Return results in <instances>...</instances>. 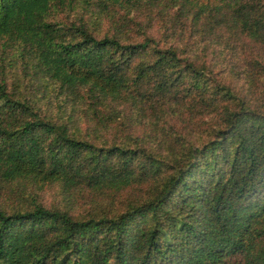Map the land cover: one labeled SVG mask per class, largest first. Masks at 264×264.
Listing matches in <instances>:
<instances>
[{"label":"trees","instance_id":"obj_1","mask_svg":"<svg viewBox=\"0 0 264 264\" xmlns=\"http://www.w3.org/2000/svg\"><path fill=\"white\" fill-rule=\"evenodd\" d=\"M83 1L144 0H0V42L21 45L24 70L46 80L32 95L0 77V179L98 194L157 182L112 213L75 214L34 193L0 204V264H264V0H147L192 15L205 39L165 46L50 19ZM226 46L240 49L237 63L225 64ZM50 82L64 94L58 108L83 88L95 111L107 99L159 100L211 120L173 156L139 138L99 142L74 131L71 114L45 109Z\"/></svg>","mask_w":264,"mask_h":264},{"label":"rangeland","instance_id":"obj_2","mask_svg":"<svg viewBox=\"0 0 264 264\" xmlns=\"http://www.w3.org/2000/svg\"><path fill=\"white\" fill-rule=\"evenodd\" d=\"M177 9V6H169L166 2L154 3L147 0L133 5L112 3L107 9H102L94 2L83 1L73 6L55 8L50 19L69 24L82 19L97 34L116 32L123 40L127 38L138 41L152 36L159 41L160 46L171 43L191 45L196 39H201L204 43L205 39L200 37V32L195 33L192 26V15L186 17L184 14L177 18ZM20 47L21 45L16 44L4 48L0 42V66L1 58H5L4 72L0 70V77L4 73L11 89L18 87L22 92L31 91L30 94L33 95L40 88V83L46 84V80L41 82L24 70V59L19 54ZM239 51L240 49L231 51L226 46L225 64L237 63ZM49 86L55 92L49 95L51 100L45 103V109L54 114H71L70 127L82 136L99 142L109 141L134 146L139 138L163 154L174 151L175 153L170 154L173 156L184 150L185 145L182 142L186 143V139L196 141L200 137L204 138L207 133L206 124L209 125L211 120L209 115L200 120L193 116L187 119L188 112L179 114L172 111L173 108L163 109L159 100L140 99V102L133 103L124 98L113 101L107 99L104 102L98 101V109L95 111L83 88L80 92H73L63 107L58 108L57 102L65 99L64 94H60L54 82H50ZM135 87L136 85H132L130 90L136 92ZM155 182L157 181L147 180L128 190L115 193L111 190L98 194L90 188L69 190L60 181L40 184L23 178L10 182L0 179V204L7 208L24 205L30 200L29 194L34 193L45 204L67 208L75 214L82 215L92 210L112 213L123 208L129 199L148 194Z\"/></svg>","mask_w":264,"mask_h":264}]
</instances>
